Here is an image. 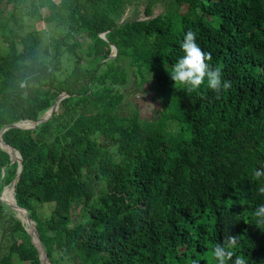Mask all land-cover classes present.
I'll return each instance as SVG.
<instances>
[{"label":"trees","instance_id":"16d2710c","mask_svg":"<svg viewBox=\"0 0 264 264\" xmlns=\"http://www.w3.org/2000/svg\"><path fill=\"white\" fill-rule=\"evenodd\" d=\"M141 4L147 18L164 11L118 25ZM38 24L64 34L46 43ZM189 29L230 88L174 85L167 71ZM0 40V134L68 95L35 130L3 134L23 160L16 202L51 264H217L212 248L229 235L235 255L264 264L253 215L264 204L254 176L264 166V0H0ZM111 45L118 55L107 60ZM130 77L156 87L164 108L154 120L123 115ZM18 169L0 148V194ZM0 231V264H41L1 201Z\"/></svg>","mask_w":264,"mask_h":264},{"label":"clouds","instance_id":"9594fccd","mask_svg":"<svg viewBox=\"0 0 264 264\" xmlns=\"http://www.w3.org/2000/svg\"><path fill=\"white\" fill-rule=\"evenodd\" d=\"M184 55L172 66L169 72L170 79L174 85H184V91L191 93L195 91L207 78L210 89L219 92L221 88L231 87L230 82L221 81L219 69L212 70L206 61L211 60V54L205 53L196 42V33L189 29L180 45ZM152 105V104H151ZM255 178L264 177V166L254 172ZM259 192L264 194V187L259 188ZM257 227L264 224V204L258 206L254 213ZM259 228V227H258ZM238 246L237 236L229 235L222 243L216 244L212 248V257L217 264H246L245 258L235 255ZM199 264V262H194Z\"/></svg>","mask_w":264,"mask_h":264},{"label":"rangeland","instance_id":"374dc122","mask_svg":"<svg viewBox=\"0 0 264 264\" xmlns=\"http://www.w3.org/2000/svg\"><path fill=\"white\" fill-rule=\"evenodd\" d=\"M54 1L59 2V0H54ZM29 3L30 2H28V4ZM27 7L29 6L27 5ZM144 10H145V6L143 4L139 5L138 7H136L135 5H131L125 10V13L122 19H125V20L134 19V18L146 19L147 17L145 15ZM163 11H164L163 7H157L154 10V14L156 16H159L163 13ZM41 12L44 16L48 15L47 9H43ZM27 23L29 22L27 21ZM37 28L38 30H42L44 32V37L47 41L46 43H49L53 38H57L58 36H61L64 34L62 29L61 28L56 29V26H46L43 24L42 25L38 24ZM5 47L6 46L0 40V51L3 52L5 50ZM133 82H134V78L130 77L129 84L122 86L120 88L122 92H125L126 94V99H125V103L123 106L124 108L122 109L123 115L128 116L129 114H133V112L136 111L140 114L141 119L154 120L155 118L159 116V113L163 111V108H164V105L159 95L156 92V87L152 85L151 81L150 82L148 81L141 88L134 87ZM8 187L9 188L6 187L7 191L5 190L4 193L2 192L0 194V198H3L4 200H6L8 198L7 194L11 196L12 188L10 186ZM6 201L12 203V199H9ZM52 208H53V204H48L46 206L41 207L39 211L44 216H49ZM14 213L17 219H19L20 221L22 219L26 221V217L22 216L20 212L18 213L14 212ZM23 225L25 226L26 231H27L28 229L27 222L26 224H23ZM8 241L9 239L7 237H4L2 232L0 231V243L2 244V246H5L8 243Z\"/></svg>","mask_w":264,"mask_h":264},{"label":"water","instance_id":"95a60500","mask_svg":"<svg viewBox=\"0 0 264 264\" xmlns=\"http://www.w3.org/2000/svg\"><path fill=\"white\" fill-rule=\"evenodd\" d=\"M145 12V10H144ZM143 12V13H144ZM144 15V14H143ZM157 17L155 14L150 17V18H146V19H143V18H136L135 21H145V20H148V19H151V18H155ZM125 19L121 20L119 22L118 25H122L123 23H125ZM104 41H107V38H106V34H102L100 36ZM111 55L107 58V60H110V59H115L118 55V49L116 48L115 45H111ZM68 97L67 94H62L60 95L54 106L37 122H34V121H24V122H19V123H16V124H13L11 126H8L6 128H4L2 131H1V134H0V148L5 151L6 153H8L11 157V164L17 162L19 164V169H18V175L13 183V186L11 187L12 188V196H13V200H14V204L10 203V202H7L6 200H4L3 198H0V201L3 202L5 205H7L12 211L14 212H19V211H22L23 214L25 215L26 217V222H27V225H29V228L27 229V232L29 233V235L31 236V239H32V242L33 244L36 246V248L38 249L39 253H40V258H41V264H51L50 261H49V258H48V255L46 253V250L44 248V245L40 239V235H39V232L37 230V226H36V223L32 220V218L30 217V214L28 212L27 209L25 208H22L20 206H18L17 202H16V199H15V191H16V186L19 182V179H20V176H21V173L23 171V160H22V156L21 154L19 153V151H17L16 149H14L13 147H11L10 145H8L4 139H3V134L8 131L9 129L11 128H17V129H22V130H35L40 124H43V123H46L48 122L54 113H56L59 108H60V103L66 99ZM24 123H30L31 126L30 127H25L23 126ZM12 150H8V149ZM18 155V156H17ZM5 175V173H4ZM9 188V187H7ZM5 188L3 193L5 192V190L7 189ZM21 222L24 224V220L22 219Z\"/></svg>","mask_w":264,"mask_h":264},{"label":"bare ground","instance_id":"6f19581e","mask_svg":"<svg viewBox=\"0 0 264 264\" xmlns=\"http://www.w3.org/2000/svg\"><path fill=\"white\" fill-rule=\"evenodd\" d=\"M23 126H25V127H30L31 126V124L30 123H24L23 124ZM8 149V148H7ZM8 150H10V149H8ZM10 151H12V150H10ZM12 153H13V151H12ZM18 156V155H17ZM7 191V190H6ZM11 199H12V203L14 204V200H13V196H12V192H11ZM8 202V201H7ZM20 212V214L22 215V216H25L24 214H23V212L22 211H19ZM25 218V217H24ZM24 224H26V221L24 222ZM27 227L29 228V225H27Z\"/></svg>","mask_w":264,"mask_h":264}]
</instances>
